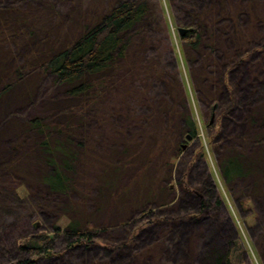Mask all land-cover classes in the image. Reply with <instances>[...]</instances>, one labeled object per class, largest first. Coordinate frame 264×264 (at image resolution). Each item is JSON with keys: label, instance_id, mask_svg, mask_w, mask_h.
<instances>
[{"label": "trees", "instance_id": "1", "mask_svg": "<svg viewBox=\"0 0 264 264\" xmlns=\"http://www.w3.org/2000/svg\"><path fill=\"white\" fill-rule=\"evenodd\" d=\"M244 1L101 0L91 14L81 0L79 31L64 42L51 37L42 48L21 54L15 42L3 46L0 41V114L13 101L36 95L35 72L60 89L44 112L19 114L12 154L0 167L22 179L17 189L24 195L59 196L56 203L68 204L80 217L66 228L54 224L52 234L34 230L36 218L19 237L2 232L0 264H46L78 248H84L85 264H134L142 253L162 249L169 234L203 221L190 260L173 264H255L241 230L234 227L228 234L226 222L232 220L214 217L228 203L223 187L232 191L238 181L251 180L255 191H264V78H254V60L263 61L264 42L255 43L244 28L246 19L261 21L262 11L248 13L247 5L256 0ZM16 3L0 0V37L11 22L27 21ZM180 27L189 29L184 36L176 35ZM185 66L204 118L194 108ZM131 76L135 87L128 108L138 119L131 126L140 128L132 133L123 128L127 134L120 150L102 160L97 176L105 189L99 210L127 200L128 218L114 227L97 225L98 211H90L76 194L79 164L90 153L89 111ZM121 112L111 110L110 119ZM155 120L161 125L151 126ZM203 132L216 155L218 176L210 173L211 181L202 182L195 178L197 161L206 160L210 172L214 164ZM195 140L193 154L189 144ZM130 167L133 177L120 183ZM185 193L194 194L197 204L179 206L177 198ZM236 203L264 264V220L245 190ZM218 236L222 243L215 242ZM153 256L163 260L161 254Z\"/></svg>", "mask_w": 264, "mask_h": 264}, {"label": "rangeland", "instance_id": "2", "mask_svg": "<svg viewBox=\"0 0 264 264\" xmlns=\"http://www.w3.org/2000/svg\"><path fill=\"white\" fill-rule=\"evenodd\" d=\"M17 2L16 8L20 9L19 14L25 13L27 15V21L22 24L21 22H11L8 25L6 34L0 37L1 45L12 46V42L17 45V51L21 54H26L36 45L40 48L42 44L49 40L51 37H60L61 41L74 36L79 31V24L81 18L82 4L78 1L81 0H11ZM246 3L244 0H239ZM84 8L87 12H93L95 6L101 2V0H82ZM102 4V3H100ZM248 13L262 11L261 21H252L251 19L245 20V31L252 37V40L256 42H264V0H256L253 4L247 5ZM16 13L11 14L12 17H16ZM260 14V13H259ZM27 25H26V24ZM17 25H19L17 27ZM20 27V28H19ZM176 35L180 36L178 30ZM32 32V34H30ZM9 38V39H8ZM42 48V47H41ZM258 53V52H257ZM258 55H260L258 53ZM257 55V57H258ZM181 58L184 59L183 52H181ZM256 66L254 68V78H264V54L263 61L259 59L254 60ZM37 81V93L33 98H27L26 96L13 101L7 106L6 113L0 114V160L4 157L12 154L11 150L14 141H16V135L18 132L17 118L19 114L34 115L38 112H44L48 106L51 105V99L56 97L60 89L53 86L50 79L39 80L37 73L33 75ZM184 77L187 82V87L193 92L194 98L193 105L202 117L203 112L201 106L196 99V92L194 89V82H192L188 68H184ZM134 76L127 77L121 87H117L112 91V96L104 100L101 104L93 107L92 111H89V121L87 132V144L90 146V153L87 158L79 164V172L77 180V191L79 201H84L90 211H98L96 213L97 225H104L114 227L119 225L120 221L128 218V202L127 200H121L116 206L101 207L99 210V204L103 201L105 189L99 186L98 174L102 171V160L104 158L112 157L121 148V141L124 135L127 134L123 130H131L130 133L137 129H132V123L138 124V119L134 117V114L128 108V101L132 97L134 91V85L132 80ZM41 87V90H40ZM138 87H136V90ZM196 95V96H195ZM124 97L128 100H124ZM114 109H120L122 111L116 119H110V112ZM205 117V115H204ZM202 117V118H204ZM161 123L152 121L151 126H160ZM244 130L243 127H238ZM204 132L202 138L207 149L208 159L214 163L213 166H207V161H197V170L195 172V178L203 181H211L207 179L210 173L214 176H218L216 167V155L213 152L212 147L207 143ZM199 141L195 140L190 143V147L193 148V154L198 150ZM215 151V150H214ZM195 156V155H193ZM135 173L134 167H130L124 171L121 176L120 183H128ZM153 175V174H152ZM218 179V178H217ZM22 179L14 175L11 171H5L0 167V234L4 231L13 236L20 235V231L23 232L24 227L33 218H36L34 224V230L39 232H46L52 234V227L58 223L63 228L73 221L78 220L80 217L74 216L68 204L57 202L59 196L48 197L47 195L41 196L36 192H32L30 196H26L21 192V189H17V186H21ZM220 184H223L221 179H218ZM208 186V185H207ZM181 190V189H180ZM246 191L247 195H251L253 202L256 204L262 220H264V191L253 189L251 180H240L232 187V191L223 187L224 194L226 195L227 204L218 208L214 217L222 218L226 222L228 229L225 230L228 234H234L236 227L237 232L241 230L244 241L246 243L247 254L249 259L255 264H262L259 259L255 246L252 243L248 232L245 229L244 217L240 213L236 198L241 194V191ZM34 195V196H33ZM190 202V203H189ZM179 206L187 207L197 204V198L192 193L180 194L177 198ZM191 204V205H189ZM87 209V208H86ZM217 221V220H216ZM215 222V221H214ZM189 224L188 226L181 227L178 231L169 234L165 239L166 244L162 246V251L159 249L151 251V256H146L144 253L138 257V260L134 264H165L184 262L190 260L191 252L198 246L202 236V228L205 227V223L197 222ZM228 230V231H227ZM22 239H19L21 241ZM222 243V237H217L215 242ZM64 239L57 242V248L64 246ZM197 245V246H196ZM204 252V250H203ZM84 248H78L74 252H70L64 258L59 259L56 257L47 261L48 264H85ZM156 254H161L163 260L160 259V263L154 260ZM203 254V253H202ZM204 255V254H203ZM151 258V260H150ZM46 263V264H47ZM43 264V262H42ZM205 264V263H204Z\"/></svg>", "mask_w": 264, "mask_h": 264}, {"label": "water", "instance_id": "3", "mask_svg": "<svg viewBox=\"0 0 264 264\" xmlns=\"http://www.w3.org/2000/svg\"><path fill=\"white\" fill-rule=\"evenodd\" d=\"M178 30H179L180 35L184 36L189 29L184 28V27H180ZM212 121H213V119H212Z\"/></svg>", "mask_w": 264, "mask_h": 264}]
</instances>
